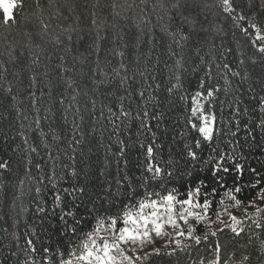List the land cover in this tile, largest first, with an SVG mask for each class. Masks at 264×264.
I'll return each mask as SVG.
<instances>
[{"label":"trees","instance_id":"obj_1","mask_svg":"<svg viewBox=\"0 0 264 264\" xmlns=\"http://www.w3.org/2000/svg\"><path fill=\"white\" fill-rule=\"evenodd\" d=\"M177 2L180 7L174 8ZM232 3L247 18L239 27L222 10L220 0H23L7 24L0 7V162H8L7 169H0V264H47L46 247L56 264L60 257L55 253L68 257L85 233L99 228L100 235H107L106 223L97 225L94 217L106 219L121 206L135 212L151 193L160 195L148 198L159 200L176 190L179 199H186L184 193L199 186L198 180L208 185L201 192L208 191L214 186L213 158L219 155L244 165L242 184L255 179L249 168L257 169L264 181V129L258 126L264 113L256 99L264 96V54L257 51L264 40L257 39L251 28L256 24L264 36V0ZM41 20L50 25L46 32ZM241 28H248V34ZM32 75L37 77L35 84ZM123 77L127 80L122 85ZM69 78L75 81L72 88ZM8 87L13 89L10 94L5 91ZM217 87L213 96H207ZM29 91L35 96L30 97ZM199 92L204 95L198 96ZM61 97L64 103L59 102ZM121 104L129 115L117 120L109 109L119 115ZM197 105L203 114H215L211 141L192 127L202 124L198 111L192 112ZM148 145L153 147L151 156ZM189 150L197 153V160L188 156ZM149 163L165 174L153 178ZM225 166L232 169L225 180L231 188L236 178L233 161ZM72 186L85 189L75 201L63 192ZM216 187L213 209L221 211L225 221L229 217L224 209L242 212L241 219L247 210L245 232L235 237L226 229L201 245L173 234L188 247L175 255H167L170 248H163L150 264H198L202 257H212L209 244L216 239L223 245L221 264H240L245 255L250 259L244 264H264V228H256L255 207L248 206L257 192L246 188L240 196L243 204L236 208L231 197L223 195L227 188ZM54 192L61 193L68 207L78 206L68 221L76 234H63ZM255 205L264 207L260 200ZM38 206L46 211L39 213ZM216 227L196 226V234ZM28 239L36 246L35 253L27 251ZM162 243L156 238L155 247ZM151 248L148 245L144 251ZM232 253L235 257L230 259ZM127 254L132 255L128 250Z\"/></svg>","mask_w":264,"mask_h":264},{"label":"snow or ice","instance_id":"obj_2","mask_svg":"<svg viewBox=\"0 0 264 264\" xmlns=\"http://www.w3.org/2000/svg\"><path fill=\"white\" fill-rule=\"evenodd\" d=\"M39 6V5H37ZM0 7H3L5 17V24H7L8 20L13 19L12 9L14 7H23V0L19 5L15 4L14 0H8V2H4V0H0ZM116 5L113 4V8ZM174 8H179L180 4L177 2L173 4ZM220 7L226 13H228L229 18L232 19L233 23H235L238 27L241 21H245L247 18L244 16L243 12H237L236 7L233 5L232 0H220ZM186 22L194 23V21L189 20L185 17ZM92 23L95 25L97 21L95 19L92 20ZM42 29L46 32L50 25L48 23H44L41 20ZM251 28L255 29L257 39L264 40V36L260 35L261 29L256 24H251ZM241 31L245 34H248V28H241ZM175 36V33H172ZM56 42L59 43V37H55ZM71 39V37H69ZM101 37H97V50L99 51L100 45L99 40ZM181 39H187L186 36L181 35ZM252 44L255 45L256 41H252ZM257 51L260 54H264V44H260L257 48ZM123 56V53H118ZM39 57L36 58L38 60ZM36 60H33V63H36ZM243 63V60H241ZM252 63L255 64L257 61L255 59L252 60ZM60 67V66H58ZM225 68H229L230 65L225 64ZM121 68H126V65L121 64ZM66 71V70H65ZM114 71H116L114 69ZM119 74V72H117ZM143 75V73H141ZM232 75L239 76V72H233ZM179 79V78H177ZM32 84L37 82V77L32 75L30 77ZM127 80L126 77L122 78V85ZM104 83V81H94V83ZM68 87L72 88L75 84L74 80L67 81ZM31 84L29 88L31 89ZM264 86V85H262ZM159 87V85H157ZM174 87H179V83L174 85ZM201 87H203V82L201 83ZM173 89L169 88L168 91L171 92ZM219 88H212L207 91V96L211 97L214 95ZM9 94L12 93L13 89L8 87L5 89ZM139 95L141 97L144 96V92L140 91ZM198 96H203V92L197 93ZM29 96L34 97L35 93L29 91ZM12 100L16 98L11 97ZM75 99V96H73ZM258 99L259 110L261 113H264V96L256 97ZM60 103H64V98H60ZM93 105L95 101H92ZM197 111L201 112L200 120L202 124L198 126L193 123L192 127L197 128L198 132L201 133L206 141H211L213 139V133L216 131L215 125V114L208 113L203 114V108L199 105L192 109L193 114ZM110 114L115 118L119 119L120 116H128L129 113L124 110L123 104L120 105L119 115L116 112H112L109 109ZM239 112V109H237ZM144 117L148 116L147 111L143 113ZM39 124V121H36ZM143 127H147V124L142 122ZM261 129H264V118L259 120V125ZM23 136V133H21ZM25 143H27V138L25 137ZM76 143H80V141H76ZM197 146H199L200 141L195 142ZM121 149L120 155H123L124 148L123 142H120ZM147 154L151 156L153 154L152 145L147 146ZM188 156L192 158V160H197V153L195 151H188ZM74 159V157H73ZM227 161H233L234 171L236 173V178L233 182L231 188H227L225 184L226 174H228L232 169L225 166ZM235 158L232 156H227V154L219 155L217 158H213L212 164V182L213 187L210 190L201 192V188H208V185L204 180H198L197 184L199 186L195 187L194 190H187L184 195L187 197L186 199H179L178 193L176 190L168 191L166 194L160 196V199H150L149 196H157L160 194L151 193L146 195L145 199L141 200L138 205V210L133 212L129 210H125L124 206H121L120 211L105 218H95L97 225L105 224L107 227L104 229L107 232V235H100L99 228H94L92 231L84 234V238L81 239L73 248L69 249L68 257H64L61 252H56L55 255L60 257L56 264H150V258L153 256L161 255V250L163 248H170V251L167 252V255H175L177 250L183 251L186 247L182 243V239H174L175 237L183 238L187 237L194 242L195 245H201L203 243L209 242V236L217 237L218 233H223L226 229L229 230L235 237H239L241 233L245 232V221L249 218L247 210H245V218H239L234 211H228L224 209V214L229 217V221H225L222 218L221 211H216L213 209V204H216L217 201L212 199L218 195L217 187L219 186L221 189L227 188V191H224L223 195L226 197H231V200L234 202L236 208H239L243 201L240 199V196L244 193L245 189L253 190L257 192V195L249 201V207H255V213L253 214V223H255L256 228H264V207H259L255 205L256 200H260L264 203V181L261 180V173L257 171L255 168H249L248 171L254 176V181L249 182L247 184H242L241 181L244 177V165L240 163H235ZM205 164L209 163V161H205ZM8 162L3 161L0 162V169H7ZM72 175H76V170L73 168ZM148 171L153 172V178L156 175L165 174L164 169L160 168L158 165H154L149 163ZM170 175V173H167ZM41 189L39 187L36 188V192L39 193ZM63 192L71 198L72 201L77 199L78 195L83 194L85 189L83 187L72 186L68 189H63ZM195 197H200V199H195ZM135 200V197H133ZM219 203H223L222 199ZM54 205L55 207L61 208L60 219L64 224V232L63 234L67 235L69 233L76 234L77 229L74 226L69 225V218H74L77 214L78 206L68 207L64 201L60 192H54ZM55 207L53 210H55ZM130 207V206H129ZM179 209V210H177ZM147 210V211H146ZM37 211L39 213H43L46 209L43 206H38ZM122 212V215H121ZM211 213V214H210ZM214 216V218H213ZM192 219L196 222V225H190L189 220ZM73 223H77V221L73 220ZM213 225H218L215 230L210 232H205L202 236L196 234V226H207L211 229ZM171 229V231H168ZM156 238H160L164 241L160 247H155ZM28 245L27 251L29 253L36 252V246L33 244L32 239H28L26 241ZM152 246L151 251H144L146 246ZM223 245L221 244L219 239H216L213 244H209V251L213 253L210 259L201 258L198 264H221V256L220 253L222 251ZM261 248L264 249V241L261 243ZM127 249L132 255H128L125 251ZM144 252L143 255H140V252ZM44 259L47 264H53V260L51 258L50 253L52 250L50 248H44ZM15 255V253H13ZM235 257V253H232L230 259ZM250 259L249 256L245 255L243 259L240 261V264H244L245 261ZM25 264H29V261H25ZM31 264H35V261H31ZM195 264V262H193Z\"/></svg>","mask_w":264,"mask_h":264},{"label":"rangeland","instance_id":"obj_3","mask_svg":"<svg viewBox=\"0 0 264 264\" xmlns=\"http://www.w3.org/2000/svg\"><path fill=\"white\" fill-rule=\"evenodd\" d=\"M15 1H16V0H14V2H15ZM4 2H8V0H4ZM2 9H3V7H2ZM3 11H4V10H3ZM11 11H12V13H13V9H12ZM5 16H6V14H5ZM198 115L201 116V112H200V111H198ZM146 211H147V210H146ZM234 212H235V211H234ZM235 214H236L239 218H242V214H243L242 212H238V213L235 212ZM228 220H229V218L226 219V221H228ZM190 221H192V219L189 220V223H190ZM168 230H171V229H168ZM125 251H126V253H127V249H125Z\"/></svg>","mask_w":264,"mask_h":264}]
</instances>
